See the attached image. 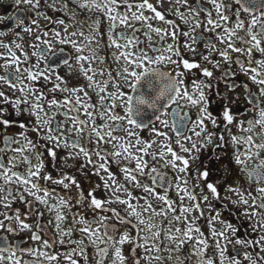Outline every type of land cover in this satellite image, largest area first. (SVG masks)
I'll list each match as a JSON object with an SVG mask.
<instances>
[{
  "label": "flooded vegetation",
  "instance_id": "obj_1",
  "mask_svg": "<svg viewBox=\"0 0 264 264\" xmlns=\"http://www.w3.org/2000/svg\"><path fill=\"white\" fill-rule=\"evenodd\" d=\"M4 15L2 54L6 28L20 40L0 56V264H264V0Z\"/></svg>",
  "mask_w": 264,
  "mask_h": 264
},
{
  "label": "rangeland",
  "instance_id": "obj_2",
  "mask_svg": "<svg viewBox=\"0 0 264 264\" xmlns=\"http://www.w3.org/2000/svg\"><path fill=\"white\" fill-rule=\"evenodd\" d=\"M5 15L4 17H0V23L2 21H5V24L7 23V19H5ZM49 25V21L48 19L45 18V16L40 17L39 21H38V25L37 28H46ZM12 27L11 29L6 28V31L4 32V51L2 54V51H0V56H4L5 58V63H10V60L13 58V55L15 54L14 52L16 51V45L19 43L20 38L16 35L17 33V29ZM59 29V28H58ZM52 35H55V31L53 30L51 32ZM1 33H0V37H1ZM64 39V35L60 34V40ZM38 41H40V44H44L46 41L44 39V37H38ZM17 43V44H16ZM1 48V45H0Z\"/></svg>",
  "mask_w": 264,
  "mask_h": 264
},
{
  "label": "water",
  "instance_id": "obj_3",
  "mask_svg": "<svg viewBox=\"0 0 264 264\" xmlns=\"http://www.w3.org/2000/svg\"><path fill=\"white\" fill-rule=\"evenodd\" d=\"M134 99L136 100L135 97ZM137 101L140 105L138 107L132 108V115L134 117V120L140 125L144 123L146 124L154 122L160 114V111L155 107L154 98L150 97V106L147 110H142V103L140 97L137 98ZM146 116H148V118H146Z\"/></svg>",
  "mask_w": 264,
  "mask_h": 264
}]
</instances>
